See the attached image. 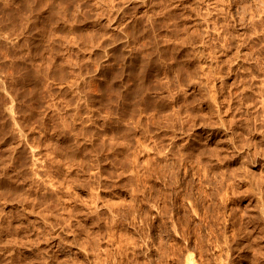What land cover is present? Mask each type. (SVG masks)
Returning <instances> with one entry per match:
<instances>
[{
  "label": "rangeland",
  "instance_id": "374dc122",
  "mask_svg": "<svg viewBox=\"0 0 264 264\" xmlns=\"http://www.w3.org/2000/svg\"><path fill=\"white\" fill-rule=\"evenodd\" d=\"M24 1L0 0V264H264V0Z\"/></svg>",
  "mask_w": 264,
  "mask_h": 264
},
{
  "label": "bare ground",
  "instance_id": "6f19581e",
  "mask_svg": "<svg viewBox=\"0 0 264 264\" xmlns=\"http://www.w3.org/2000/svg\"><path fill=\"white\" fill-rule=\"evenodd\" d=\"M43 1H46L47 4L49 3V5H50L52 8L56 9V12H58V13H60V12H64V11H65V12L74 13V15L77 14L78 12H83V13H84V12L88 11L89 6H90V1H89V0H72V1H71V4H68V3L61 4V3H60L59 5H58L57 0H34V7H35V8H38L39 6H41V4L43 3ZM62 1H63V0H62ZM65 1H66V0H65ZM79 1H81V2H79ZM60 2H61V1H60ZM66 2H68V0H67ZM92 3H93V2H92ZM92 3H91V4H92ZM24 4H25V8H27L28 10L34 8V7H33V2H32V0H25V1H24ZM95 4H96V3H95ZM92 5H94V4H92ZM92 5H91V6H92ZM97 5H98V3H97ZM99 5H100V3H99ZM91 6H90V7H91ZM92 7H94V6H92ZM103 7H104V6H103ZM28 10H27V11H28ZM81 14H82V13H81ZM84 14H85V13H84ZM84 14H83V15H84ZM77 15H78V14H77ZM79 17H80V16H79ZM133 40H135V38H134ZM183 43H184V40H183L182 44H183ZM185 43H187V42L185 41ZM180 44H181V43H180ZM188 44H189V43H188ZM224 44H225V42H224ZM226 44H227V43H226ZM226 44H225V45H226ZM186 45H187V44H186ZM186 45L183 44L184 47H180V46H179V47H180V50L185 51V52L187 53V55H189L188 57H189V59L191 60L192 63H194V62L197 63L196 60H197L198 58L200 59V56L202 57V55L204 54V49H202V48H197V47H195V48H197V49H194V50H193V49H189V48L187 49L188 46H186ZM157 47H158V46H157ZM176 47H177V45H176ZM199 47H200V46H199ZM202 47H203V46H202ZM131 48H132V47H131ZM131 48H130V49H131ZM158 48L160 49V47H158ZM191 48H192V46H191ZM193 48H194V47H193ZM133 49H134V48H133ZM161 49H162V48H161ZM161 49H160V52H161ZM174 49H175V47H174ZM135 50H136V49H135ZM156 50H157V49H156ZM177 50H178V48H177ZM192 50H193V51H192ZM174 51H175V50H174ZM135 52H136V51H135ZM157 52H158V51H157ZM138 53H139V51H138ZM140 53H141V52H140ZM142 53H143V51H142ZM183 53H184V52H183ZM148 54H149V53H148ZM129 55H130V53H129ZM129 55H128V56H129ZM132 55H133V53H132ZM142 55H143V54H142ZM149 55H150V54H149ZM181 55H182V53H181ZM187 55H185V57H186ZM138 56H139V55H138ZM138 56H137V57H138ZM146 56H147V55H146ZM151 56H152V55H151ZM131 57H132V56H131ZM135 57H136V56H135ZM142 57H143V56H142ZM148 57H150V56H148ZM176 57H177V56H176ZM188 57H186V58H188ZM144 58H145V54H144ZM144 58H143V59H144ZM182 58H183V57H182ZM186 58H183V59H186ZM241 58H242V57H241ZM241 58H240V59H241ZM141 59H142V58H141ZM199 59H198V60H199ZM130 60H132V58H131ZM136 60H137V59H136ZM145 60H148V59L146 58ZM145 60H142V62L145 61ZM190 60H189V61H190ZM242 60H243V59H242ZM176 61H177V60H176ZM200 61H202V60H200ZM126 62H127V61H126ZM149 62H150V61H149ZM152 62H154V61H152ZM179 62H180V61H179ZM143 63H145V62H143ZM186 63H187V62H186ZM198 63H199V62H198ZM141 64H142V63H141ZM145 64H147V63H145ZM149 64H150V63H149ZM135 65H136V64H135ZM176 65H177V64H176ZM179 65H180V64H179ZM187 65H188V64H187ZM189 65H190V64H189ZM141 66H143V64H142ZM145 66H146V65H145ZM177 66H178V65H177ZM190 66H191V65H190ZM133 67H134V66H133ZM147 67H148V66H147ZM171 67H173V66H171ZM180 67H181V66H180ZM261 67H262V66H261ZM131 68H132V67H131ZM137 68H138V67H137ZM142 68H144V66H143ZM142 68H138V70H139V69H142ZM148 68H149V67H148ZM190 68H191V67H190ZM262 69H263V68H262ZM139 71H141V70H139ZM145 71H146V69H145ZM145 71H144V72H145ZM141 72H142V71H141ZM141 72H140V73H141ZM145 73H146V72H145ZM195 73H196V72H195ZM135 74H137V73H135ZM193 74H194V73H193ZM133 75H134V74H133ZM144 75H145V74H144ZM139 76H141V75H139ZM194 76L196 77V74H194ZM143 77H144V76H143ZM134 78H135V77H134ZM141 78H142V77H141ZM136 79H137V78H136ZM138 79H139V78H138ZM193 79H194V78H193ZM142 80H143V79H142ZM144 80H145V79H144ZM123 81H124V79H123ZM139 81H140V80H139ZM139 81H138V82H139ZM138 84H139V83H138ZM139 85H140V84H139ZM141 85H142V84H141ZM132 87H133V86H132ZM138 87H139V86H138ZM130 88H131V87H130ZM126 89H127V88H126ZM133 89H134V87H133ZM130 90H131V89H130ZM135 90H136V88H135ZM137 91H138V90H137ZM129 93H131V92H129ZM127 94H128V92H127ZM135 94H136V93H135ZM11 104H12V103H11ZM13 104H14V103H13ZM13 104H12L10 107H7V110H8V108H9V110H10L9 112H11V114H12L11 116L14 115V114H13V113H14V112H13V111H14V109H13L14 105H13ZM9 105H10V104H9ZM7 106H8V105H7ZM15 111H16V110H15ZM15 113H16V112H15ZM9 114H10V113H9ZM15 116H16V115H15ZM15 116H13V118H12L13 120H14V118H16ZM15 120H18V119H15ZM12 122H13V121H12ZM15 123H17V121H16ZM18 123H19V122H18ZM18 123H17V124H18ZM247 124H248V123H247ZM249 124H250V123H249ZM248 126H249V125H248ZM244 127H245V126H244ZM208 131H209V130H208ZM206 132H207V130H206ZM209 132H210V131H209ZM207 135H208V134H207ZM208 136H209V135H208ZM262 139H264V138H262ZM80 143H81V142H80ZM81 144H82V143H81ZM83 144H84V143H83ZM86 144H87V143H86ZM75 145H76V144H75ZM77 145H80V144H77ZM87 146H88V145H87ZM87 146H86V147H87ZM71 147L73 148V145H71ZM71 147H70V148H71ZM83 147H84V146H83ZM88 147H89V146H88ZM76 148H77V147H76ZM85 149H86V148H85ZM89 149H90V148H89ZM91 149H93V148H91ZM91 149H90V151H92ZM73 150H74V149H73ZM73 150H72L71 152H74ZM77 150H78V149H77ZM77 150H76V151H77ZM79 151H80V149H79ZM79 151H78V153H79ZM82 151H83V150H82ZM68 152H69V151H68ZM83 152H84V151H83ZM80 154H81V152H80ZM70 155H72V153H71ZM74 155H75V154H74ZM83 156H84V155H83ZM84 157H86V156H84ZM80 158H82V155H81ZM86 160H87V159H86ZM223 180H224V179H223ZM223 180H221V181H223ZM221 183H222V182H221ZM220 187H221V186H220ZM261 187H262V186H261ZM223 189H224V188H223ZM234 189H235V188H234ZM234 189H233V190H234ZM56 190H57V189H56ZM207 190H208V189H207ZM219 190H220V189H219ZM261 190H262V189H261ZM54 191H55V190H54ZM54 191H53V193H54ZM224 191H225V190H224ZM234 191H236V190H234ZM263 191H264V188H263ZM263 191H261V193H263ZM50 192H51V191H50ZM55 192H56V191H55ZM206 192H207V191H206ZM206 192H205V193H206ZM236 192H237V191H236ZM46 194H47V193H46ZM48 194H49V191H48ZM225 194H226V193H225ZM232 194H233V192H232ZM234 194H235V193H234ZM260 195H262V194H260ZM224 196H225V195H224ZM233 196H235V195H233ZM261 197H264V194H263V196H261ZM236 200H237V199H236ZM262 200L264 201V199H262ZM259 202H261V201H259ZM257 203H258V202H257ZM259 204H260V203H258V205H259ZM262 204H263V203H262ZM194 207H195V205H194ZM259 207H260V206H259ZM261 207H262V205H261ZM48 208H49V207H48ZM196 208H197V207H196ZM258 209H259V208H258ZM195 210H196V209H195ZM42 212H43V211H42ZM195 212H196V211H195ZM45 213H46V212H45ZM45 213H44V215H45ZM48 214H49V213H48ZM40 215H41V214H40ZM44 215L42 214V217H43ZM46 215H47V214H46ZM49 215H50V214H49ZM47 216H48V215H47ZM44 217H45V216H44ZM48 217H49V216H48ZM46 221H47V220H46ZM235 227H236V226H235ZM233 229H234V228H233ZM233 229H232V230H233ZM199 230H200V229H199ZM235 230H236V229H235ZM42 231H43V230H42ZM197 231H198V228H197ZM192 232H193V231H192ZM194 232H195V231H194ZM234 232H235V231H233V234H236L237 230H236L235 233H234ZM45 233H46V232H45ZM191 234H192V233H191ZM194 235H196V234H194ZM194 235H193V236H194ZM200 235H201V234H200ZM197 236H198V235H197ZM190 237H191V236H190ZM200 237H201V236H200ZM233 237H234V236H233ZM235 237H236V236H235ZM224 238H225V237H224ZM196 239H198V238H196ZM200 239H201V238H200ZM227 239H228V238H227ZM229 239H230V238H229ZM235 239H237V238H235ZM189 240H190V239H189ZM191 240H192V238H191ZM194 240H195V239H194ZM202 240H203V239H202ZM224 240H225V239H224ZM200 241H201V240H200ZM226 241H227V240H226ZM226 241H225V242H226ZM233 241H234V240H233ZM233 241H232V243H233ZM76 242H77V241H76ZM190 242H191V241H190ZM198 242H199V240H198ZM227 242H228V241H227ZM238 242H239V241H238ZM195 243H196V241H195ZM201 243H202V242H200V243H198V244L196 243V244H197V245H199V244L201 245ZM191 244H192V243H191ZM203 244H204V243H203ZM225 244H227V243H225ZM233 244H234V243H233ZM236 244H237V243H236ZM80 245H82V243H81ZM83 245H84V244H83ZM186 245H187V244H186ZM186 245H185V246H186ZM188 245H189V244H188ZM227 245H228V244H227ZM183 246H184V245H183ZM185 246H184V247H185ZM202 246H204V245H202ZM86 247H87V246H86ZM175 247H176V246H175ZM179 247H180V245H179ZM179 247H178V248H179ZM181 247H182V246H181ZM188 247H189V246H188ZM188 247H187V248H188ZM205 247H206V246H205ZM235 247H236V246H235ZM82 248H83V247H82ZM178 248H177V249H178ZM192 248H193V247H192ZM198 248H199V247H198ZM198 248H197V249H198ZM229 248H230V245H229ZM84 249H85V248H84ZM174 249H175V248H174ZM189 249H190V247H189ZM224 249H225V248H224ZM80 250H81V249H80ZM200 250H201V249H200ZM14 251H16V249H15ZM14 251H12V252L15 253ZM35 251H36V249H35ZM37 251H38V250H37ZM172 251H173V250H172ZM188 251H189V250H188ZM190 251H191V250H190ZM202 251H203V250H202ZM208 251H209V250H208ZM180 252H181V251H180ZM180 252H179V253H180ZM183 252H184V251H183ZM194 252H196V251H194ZM194 252H193V253H194ZM198 252H199V251H198ZM13 253H11V254H13ZM205 253H206V252H205ZM207 253H208V252H207ZM173 254H174V253H173ZM173 254H172V255H173ZM176 254H177V253H176ZM186 254H188V253H185V255H186ZM191 254H192V253L190 252V255H191ZM200 254H201V253L199 252L198 255H200ZM36 255H37V254H36ZM193 255H194V254H192L191 256H193ZM202 255H204V252H203ZM39 256H40V255H39ZM175 256H177V255H175ZM186 256H189V255H186ZM194 256H196V254H195ZM194 256H193V257H194ZM37 257H38V255H37ZM173 257H174V256H173ZM209 257H210V256H209ZM12 258H13V257H12ZM179 258H180V257H178V260H179ZM195 258H196V257H195ZM197 258H198V257H197ZM199 258H200V257H199ZM201 258H202V257H201ZM32 259H34V258H32ZM172 259H173V258H172ZM220 259H221V258H220ZM227 259H228V258H227ZM11 260H12V259H11ZM22 260H23V259H22ZM170 260H171V258H170ZM173 260H174V259H173ZM178 260H177V261H178ZM180 260L182 261V259H180ZM201 260H204V259H201ZM201 260H200V262H202ZM207 260H208V259H207ZM210 260H211V258L209 259V261H210ZM222 260H224V259H222ZM229 260H230V259H229ZM195 261H196V260H195L194 258H191V257H190L189 260L186 258V261H185V262H186V264H197V263H199V262H197L198 259H197L196 262H195ZM209 261H208V262H209ZM216 261H217V260H216ZM218 261H219V260H218ZM11 262H12V261H11ZM47 262H48V261H47ZM183 262H184V261H183ZM208 262H207V263H208ZM221 262H222V261H221ZM221 262H220V263H221ZM224 262H225V261H224ZM224 262H223V263H224ZM227 262H228V261H226V263H227ZM48 263H49V262H48ZM124 263H125V262H124ZM169 263H171V262L169 261ZM176 263H177V262H176ZM179 263H180V262H179ZM204 263H205V261H204ZM211 263H212V262H211ZM230 263H231V262H230ZM172 264H173V263H172ZM202 264H203V262H202ZM215 264H216V262H215ZM217 264H218V263H217ZM221 264H222V263H221ZM224 264H225V263H224Z\"/></svg>",
  "mask_w": 264,
  "mask_h": 264
}]
</instances>
